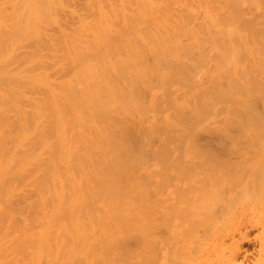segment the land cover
<instances>
[{
  "label": "bare ground",
  "instance_id": "1",
  "mask_svg": "<svg viewBox=\"0 0 264 264\" xmlns=\"http://www.w3.org/2000/svg\"><path fill=\"white\" fill-rule=\"evenodd\" d=\"M1 2L0 264H264V0H85L58 46L67 0Z\"/></svg>",
  "mask_w": 264,
  "mask_h": 264
},
{
  "label": "rangeland",
  "instance_id": "2",
  "mask_svg": "<svg viewBox=\"0 0 264 264\" xmlns=\"http://www.w3.org/2000/svg\"><path fill=\"white\" fill-rule=\"evenodd\" d=\"M1 1H2V0H1ZM1 1H0V2H1ZM69 1H71V0H69ZM69 1L67 0V5H66V7L69 6V8H70V6L72 7V5H75V4L77 3L75 6H73V8L75 7V9H74L75 12H73L74 10H72V12H71V9H72V8H71L70 10H69V8H68V10H67V8L65 7L66 10H67V12L69 11V13H70L71 16H69V14H67L66 11H65V13H66V15H68V16H66L67 18L65 17V13H64V12H62L63 15L60 14V16H61L60 19H63V18L65 17V18L68 19L69 21L65 19L66 22H63V20H61V22H60V19H59V23L57 24V26H52L53 30H52V28H48L47 31H46V32H48V31H53L52 34H49V36L51 37V39H50L49 36L46 37V39L49 38V40L53 41L54 44H56V45H57V44L59 45V43H60V42H59L60 40H58V39H60V38L57 39V37H59L60 35H62V34L60 33L62 30H63L62 32H64L65 30H67L69 33L72 32L73 26L75 25V24L73 25L72 22H74V21L76 20V19L72 18L73 16L75 17L74 14H76V13H77L76 15L79 14L78 16H79L80 19L83 18V17H80V15H82V14H83L82 16H84L85 13L87 14V15L85 14L84 17H88V16L90 15V12H89L88 10H86L85 5H83V4H85V0H84V1H83V0H79V1H78V0H77V1H75V0L73 1V0H72V1L70 2L71 5L69 4ZM81 1H82V3H83V2H84V3L82 4ZM5 2H6V1H5ZM184 2H185V1H183L182 4H181V7H183V8H184ZM1 3L4 4V2H1ZM72 3H73V4H72ZM3 4H2V5H3ZM5 4H6V3H5ZM68 4H69V5H68ZM81 4H82L84 7H82ZM2 5H1V6H2ZM81 7H82L83 9H84V8H85V9L82 11ZM76 8H77V10H76ZM248 8H249V5H247V9H248ZM263 8H264V6H263ZM85 10H86V12H85ZM248 10H249V9H248ZM248 10H247V11H248ZM77 11H78V12H77ZM249 11H251V12L253 13V15L255 16V17H252L254 20H256L257 22H258L259 19L262 20V22H261V20H259V22H258L257 24L260 25L259 28L261 27V29H264V21H263V19H264V14L262 13V12H264V11H263V10H258V11H256V10H254V11L249 10ZM249 11H248V12H249ZM80 12H82V13H80ZM71 13H73V15H72ZM88 13H89V15H88ZM252 13H250V15H249V13H248V16H249L250 19H252V18H251V16H253ZM60 16H59V17H60ZM62 16H63V18H62ZM248 16H247V17H248ZM258 16H259V17H258ZM69 17H71L70 19H72V20H74V21L70 20ZM256 17H258L259 19H258V18L256 19ZM260 17H261V18H260ZM76 18H77V16H76ZM79 18H77V19H79ZM253 19H252V20H253ZM65 20H64V21H65ZM71 21H72V22H71ZM78 21H80V20H78ZM78 21H75V22L77 23ZM62 22H63V25H62L63 27H62V26H58V25H60V23L62 24ZM75 22H74V23H75ZM71 24L73 25L72 27H71ZM69 26H70V27H69ZM49 27H51V26H49ZM54 27H55V28H54ZM56 27H57V28H56ZM58 27H59V28L62 27V29L58 30ZM64 27H65V29H63ZM67 27H68V28H67ZM66 28H67V29H66ZM50 29H51V30H50ZM56 29H57V30H56ZM69 29H70V30H69ZM55 30H56V31H55ZM54 31H55V34H54ZM48 33H51V32H48ZM48 33H46V34L48 35ZM58 33H60V35H58ZM65 33H66V32H65ZM69 33H68V34H69ZM70 34H71V33H70ZM51 35H52V36H51ZM57 35H58V36H57ZM54 36H55L56 39L54 38ZM60 37H61V36H60ZM44 38H45V37H44ZM52 38H54L55 40L52 39ZM46 39H45V40H46ZM49 40H46V42L49 41ZM57 40H58V42H57ZM27 44L32 45L31 42H27ZM21 45H23V44H21ZM30 45H27V46H26V43H25V46H26V48H24V50H26L25 53H24V50L22 51V48H20V47H22V46L19 45V46H20L19 48L21 49L20 52L22 51V53H20V54L25 55V54L27 53V54H26V56H27V55H28V52H30V49L32 50V49L34 48L33 45H32L31 47H33V48L28 49L27 47H28V46L30 47ZM58 45H57V46H58ZM23 46H24V45H23ZM19 48H17V52H18V53H19ZM28 50H29V51H28ZM32 51H33V50H32ZM44 51H45V50H44ZM44 51H43V53H44L45 60H47V59H49V58H52L53 56H55V54L57 55V54L59 53V55H60V54L62 53V52H60V51H55L56 53L52 51V52H53V53H52L51 50H49V49L47 50V49H46V51L51 52V56H52V57H51V56L49 55L50 53H48V52L45 51V52L49 55V56H48ZM210 52H211V51H210ZM23 53H24V54H23ZM212 53H213V52H211L210 54H212ZM29 54H31V52H30ZM53 54H54V55H53ZM45 55H46V56H45ZM47 56H48V57H47ZM57 56H58V55H57ZM57 56H55V57H53L52 59H50V61H52V60L54 61L55 58L57 59ZM212 57H213V55H212ZM212 57L210 56L209 59H210V58H211V60L214 59V58H212ZM214 57H215V56H214ZM21 58H22V57H21ZM24 58H25V56H24ZM24 58H23V59H24ZM46 58H47V59H46ZM50 61H48V62L50 63ZM55 61H56V60H55ZM46 62H47V61H46ZM48 62H47V63H48ZM49 63H48V65H49ZM51 63H53V62H51ZM54 63H55V62H54ZM210 64H212V63H210ZM213 64H216V63L213 62ZM213 64L211 65V67H214V66H215V65H213ZM50 66H52L51 69L55 70V67H53V64L50 65ZM14 67H15V66H14ZM68 68H69V67H68ZM51 69H50V70H51ZM70 69H71V68H70ZM53 70H52V71H53ZM56 71H57V72H56ZM56 71H53V74L51 75L53 78H55V76H56V78H60V79H56V78H55L56 81H59V80H61V79H64V77H65L67 74L69 75V74L71 73V72H69V71H71V70H68V69H67V71L64 70L67 74H66L64 71H61V70L59 71L57 68H56ZM60 72H61V73L63 72V73H65L66 75L64 76L63 73L61 74ZM50 73H51V71H50ZM57 73H59V75H58ZM60 74H61V75H60ZM62 75H63V78H62ZM59 76H60V77H59ZM55 80L53 79V81H55ZM203 80H204V79H203ZM205 80H206V79H205ZM205 82H206V81H205ZM207 82L210 83L209 80H208ZM210 84H211V83H210ZM175 89H178V88H175ZM181 90H182V92H183V90H184V92H185V89H181ZM263 91H264V90H263ZM180 92H181V91H180ZM182 92L179 93V96H180L179 98H180V100H182L181 102H184V100H185V96H183ZM184 92H183V93H184ZM262 93H263V92L260 91V97H259V99H260L261 101L259 100V103H258V105H259L258 108H259L260 111L258 110V111H257L258 113H256V111H255V114H256V115L258 114L260 118H261V116L263 117L262 114H264V98H263L264 93H263V94H262ZM181 94H182V95H181ZM261 94H262V98H261ZM258 95H259V93H258ZM33 96H36V95H35V94H34V95L31 94V97H30V98L32 99ZM181 96L184 97V100L181 99ZM31 99H30V100H31ZM262 99H263V100H262ZM28 103H29V102H26V105H28ZM227 104H230V103H227ZM217 105H218V104H217ZM223 105L226 106V104L221 103V105H220V106H221V107H220V111L223 110V109H222V106H223ZM233 106H234V108L236 107V109H238V108H241V109L244 108V109H245V108H246V107H244V106H246V105H244V104H243V106H239L238 104H236V105L234 104V105H233V104L231 103V105H229V106H228V105H227L226 107L223 106V108H224L223 111H224V112H223V111H222V112H223V114L226 115V117L223 116V114H222V117H221V118H223V117H225V118H224V119H221V118H220V115H217V117L219 116L218 118H219V122H220V123H221V120H222V123H223V120H225V123H226V120H227V121H228V120H229V121H233V120H234L235 122L238 121L237 118H239V116H237V115L234 114L235 111H234V112L231 111V110H232L231 108H233ZM218 107H219V106H217V108H218ZM227 107H229V109H231L230 112H228L229 109H228ZM27 108H28V107H27ZM225 108H226V109H225ZM234 108H233V109H234ZM218 110H219V109H218ZM226 110H228V111H227L228 114L225 113ZM222 112H220V113H222ZM232 112H233V114H232ZM259 112H260V113L262 112L261 115H260ZM150 113H151V112H150ZM150 113H149L148 115H151V117L153 116V114L156 115V113H154V112H152V114H150ZM220 113H219V114H220ZM236 114H237V113H236ZM255 114H254V116H255ZM234 115L237 116V118L235 117L237 120L233 119ZM231 117H232L233 120L229 119V118H231ZM257 117H258V116H257ZM257 117L255 118V120L257 119ZM218 118H217V119H218ZM227 118H228V119H227ZM263 119H264V117L261 118V119H259V120H258V123H256V125H254V122H253L254 119H253V117H250V121L252 120V122H251L252 125H251V129H250V130L252 131L251 133H254V135H253L254 137H248V138L244 139L245 141H244L243 143H247L246 140H251V141H250L251 148H250V151L247 153V155H246L245 158H251L250 156H253L255 152H256V155H261V156H262V154H264V152H263V151H264V126H262V125L264 124V120H263ZM155 120H156V122H159L158 119H155ZM260 120H261V122H259ZM213 121H214L213 123H215V121H216V123H217V120H216V119L213 120ZM234 121H233V123H235ZM255 122H256V121H255ZM220 123H219L218 125H215V124H214V125H212V126H213V127H218V126H223V125L225 124V123H224V124L221 123V124H222V125H221ZM259 124H262V125L259 126ZM257 126H258V127H257ZM260 127H262V128L260 129ZM250 130H249V131H250ZM180 133H181V134H180ZM249 133H250V132H249ZM179 134L182 135L183 138H186V136L184 137V133H183V131H182V132H179V133L177 134V137H179V138L181 139V136H180ZM213 137H214V138H212V137L209 136L208 134H204V135L202 136V146H203L205 149H207V148L218 149V147H219L218 140H220V138H219L218 136H216V135L213 136ZM206 140H208V141H207L208 143L206 142ZM178 141H179V140H178ZM154 142L157 144L156 141H154ZM154 142L152 143V145H156V144H154ZM184 143H185V142H184ZM178 145H179L180 147L182 146L183 149L189 148V145H188L187 143H185V144L182 145V141H181V144H180V141L178 142V144H177V142L174 143V144H173V147L175 146L174 148L177 147V148H179V149H182V148H180ZM212 147H213V148H212ZM257 150H258V151H257ZM261 151H262L263 153H261ZM258 152H260V153H258ZM258 157H259V156H258ZM263 157H264V156H262V158H263ZM259 158H261V157H259ZM259 158H258V161H259V160L262 161V158H261V159H259ZM151 161H152L153 163H155V159H153V158H149V159H148V162L151 163ZM153 163H152V164H153ZM262 163H263V161H262ZM262 163H258V164L260 165V164H262ZM261 166H262V165H261ZM32 188H33V187H27V189H28L29 192H30V193H28V194H31V190H32ZM27 189H26V191L28 192ZM26 191H25V192H26ZM33 191H34V188H33ZM33 191H32V192H33ZM27 192H26V193H27ZM17 196H18V195H17ZM15 198L18 199L19 196H18V197H15ZM17 199H15V200H16L17 202H19L20 199H18V200H17ZM252 202H253V201H252ZM253 203H254V202H253ZM251 205H252V204H251V202H250V206H251ZM253 205H255V203H254ZM250 206H247V207H250ZM263 207H264V205H263ZM263 207H262V205H261V210H262V211H261V210H260V211L257 210V211H259V212H257V214H259L260 212H261V213H260L259 215H261L262 213L264 214V208H263ZM247 209H248V211H246V212L244 211V212H243V213H245V214L241 213V210H240V212L238 211V213H241V214H240V217L243 216L244 218L242 217V218L240 219V218L238 217V218H239V221L236 220L237 223H244V222H245V219H246V221H247V219H249V217H248L249 214H248V213H250L251 210H250V208H247ZM249 210H250V211H249ZM252 210H253V209H252ZM26 211H27V210H26ZM254 211H255V210H254ZM254 211H253V212H254ZM28 212H29V211H28ZM247 212H248V213H247ZM251 212H252V211H251ZM246 213H247L248 215H247ZM254 214L257 215V214H256V211H255V213H253V215H254ZM263 214H262V215H263ZM262 215H261V216H262ZM238 216H239V215H238ZM246 216H247L248 218H247ZM250 216H251V213H250ZM261 216H260V217H261ZM18 217H19L20 219L23 218L22 215H20V216L17 215V218H18ZM238 218H237V219H238ZM22 220H23V219H22ZM20 221H21V220H20ZM21 222H23V221H21ZM259 232H260V230H258V229H253L250 233H248V236H249V239H250V240H245V241H244V243H245V247L249 250L248 254H249V256H250V259H249L248 261H246V264H253V261H258V258H259V251H260V247H261V243H260L259 236H258ZM248 236H247V237H248ZM132 242H133V243H132ZM134 242L136 243V240H135V239H133V238H132V240L130 239V243H132V245L135 244ZM136 262H139V261H136Z\"/></svg>",
  "mask_w": 264,
  "mask_h": 264
}]
</instances>
